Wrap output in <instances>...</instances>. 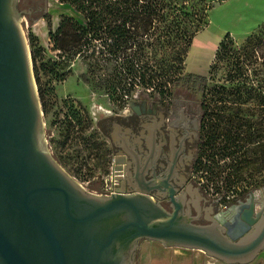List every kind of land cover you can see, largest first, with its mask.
I'll use <instances>...</instances> for the list:
<instances>
[{"label":"water","instance_id":"95a60500","mask_svg":"<svg viewBox=\"0 0 264 264\" xmlns=\"http://www.w3.org/2000/svg\"><path fill=\"white\" fill-rule=\"evenodd\" d=\"M20 17L17 0H0V264H135L145 240L252 262L264 249L252 204L223 226L197 225L179 205L167 213L145 194L88 195L57 167L43 146ZM145 105L127 109L139 114Z\"/></svg>","mask_w":264,"mask_h":264},{"label":"flooded vegetation","instance_id":"af4514ba","mask_svg":"<svg viewBox=\"0 0 264 264\" xmlns=\"http://www.w3.org/2000/svg\"><path fill=\"white\" fill-rule=\"evenodd\" d=\"M17 11L21 16L34 13L33 8L28 12L21 9L20 0ZM40 92L37 99L45 151L84 193L100 198L115 193L145 194L167 213L179 205L197 225L215 221L223 226L252 204L253 218L257 223L264 221V175L222 199L208 189L207 173L224 143L240 150L246 139L264 138L261 111H251V121H245L247 114L240 113V107L207 104L188 92L169 101L140 100L146 105L139 114L129 113L127 101H118L112 113L95 104H83L71 94ZM229 108L238 109L224 115L223 110ZM259 108L264 110V105ZM226 134L237 140L225 141ZM263 152L260 148L253 151L257 154L253 159ZM257 213H261L258 218ZM137 255L138 251L136 260Z\"/></svg>","mask_w":264,"mask_h":264},{"label":"rangeland","instance_id":"374dc122","mask_svg":"<svg viewBox=\"0 0 264 264\" xmlns=\"http://www.w3.org/2000/svg\"><path fill=\"white\" fill-rule=\"evenodd\" d=\"M206 1L212 2L213 7L207 14L205 26L196 34L187 51L181 75L195 74L206 78V91L192 92L197 101L202 97V93H206L204 103L236 105L243 110L240 113L247 114V117L243 119L245 121H251V111L254 114L261 111L263 123L264 110L258 109L255 100L258 97L264 98V0ZM20 6L26 12L30 8L34 10V13L30 15L21 16L18 25L27 46L36 95L40 96L41 90L53 89L60 96L71 94L83 104L88 106L95 104L97 107L100 106L114 113L119 97H122L127 103L140 100L169 101L174 95H186L190 92L182 86V82L173 87L169 85L167 93L164 95L158 94V90L151 91L142 88H135L126 93L122 84H118L115 90L105 88L102 73L89 70L93 66L91 61L80 57L62 61L58 52L52 49L49 34L57 29L61 18L67 16L78 21L81 20L71 7L59 0H20ZM227 34L233 42L234 49H240L251 36L260 37L261 43L255 45L252 50L248 49L250 59L244 64L242 62L236 64L234 58L231 61L217 60L219 44ZM53 63H56V66H53ZM51 69H54V75L47 73ZM239 70L243 71L240 73L241 77H237ZM62 74L63 78L58 79L56 75ZM237 88L241 93L242 100L245 99L244 95H247L248 92L252 93L253 98L245 107H241L243 106L241 103L235 104L236 98L232 96H221L220 99V96L216 97L212 94L221 90L224 94L232 93ZM46 96L50 97L53 94H46ZM223 113L225 115L228 111H223ZM92 126L93 124H90V127ZM53 133L56 135L54 131ZM82 134L84 132L80 129L79 136ZM95 135L99 136L97 133ZM238 137L242 139L243 135L240 134ZM245 141L240 150L225 147L224 143L223 150L210 161L212 165L209 164L210 169L207 171L210 177L208 189L215 191L217 197L222 199L231 197L244 187L252 185L260 175H264V152L255 160L253 156H257V154L253 155L252 153L258 151L259 148L264 151V138ZM69 149L74 151L71 147ZM136 264L226 263H221L202 251L165 247L159 242L145 240L139 245ZM248 264H264V250Z\"/></svg>","mask_w":264,"mask_h":264},{"label":"trees","instance_id":"16d2710c","mask_svg":"<svg viewBox=\"0 0 264 264\" xmlns=\"http://www.w3.org/2000/svg\"><path fill=\"white\" fill-rule=\"evenodd\" d=\"M68 5L81 18L62 17L57 29L49 34L53 51L62 61L80 57L91 61V72L102 73L105 88L115 90L122 84L124 92L135 88L158 90L167 93L169 85L182 86L190 92L206 91V78L195 75H181L189 47L196 34L206 24L207 14L213 3L206 0H59ZM224 1V0H217ZM264 33V25H263ZM260 38V37H259ZM257 36L249 37L240 49H234L229 35L219 44L217 60L243 64L250 59L248 49L259 45ZM56 66V63H53ZM93 67V68H92ZM241 70L245 71V69ZM243 71H238L237 77ZM54 75V69L47 72ZM57 74V73H56ZM239 74V75H238ZM58 79L64 76L56 75ZM53 89H49L52 92ZM224 94L213 92L216 97L232 96L243 105L251 101L252 93L245 99L239 89ZM42 91V90H41ZM45 91V90H44ZM206 93H202L204 102ZM118 101H125L119 97ZM219 100V99H218ZM241 100V101H240ZM243 102V103H242ZM247 102V103H245ZM255 102L264 105V98ZM216 104V103H214ZM219 104V103H217ZM235 109H228L234 113ZM239 109V112H242ZM228 119L232 120V116ZM231 135V134H230ZM233 135H225V141Z\"/></svg>","mask_w":264,"mask_h":264}]
</instances>
